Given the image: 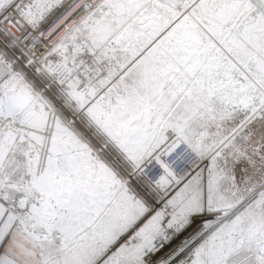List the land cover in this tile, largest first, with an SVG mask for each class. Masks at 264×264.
I'll return each mask as SVG.
<instances>
[{
	"label": "snow or ice",
	"instance_id": "obj_1",
	"mask_svg": "<svg viewBox=\"0 0 264 264\" xmlns=\"http://www.w3.org/2000/svg\"><path fill=\"white\" fill-rule=\"evenodd\" d=\"M0 264H264V0H0Z\"/></svg>",
	"mask_w": 264,
	"mask_h": 264
}]
</instances>
